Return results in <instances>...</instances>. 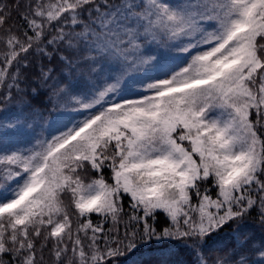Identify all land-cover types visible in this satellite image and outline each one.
Instances as JSON below:
<instances>
[{
  "label": "snow or ice",
  "instance_id": "snow-or-ice-1",
  "mask_svg": "<svg viewBox=\"0 0 264 264\" xmlns=\"http://www.w3.org/2000/svg\"><path fill=\"white\" fill-rule=\"evenodd\" d=\"M23 18L32 33L25 30L26 39L0 36L7 47L0 85L21 91V66L29 56L50 57L54 46L79 55L89 90L77 95L71 81L55 84L53 95L69 97L83 119L69 117L71 126L29 147L8 148L25 124L0 119V254L37 264L35 241L43 236L54 264H109L122 246L136 247V232H126L123 245L90 216L117 221L127 196L130 221H143L149 240L191 239L203 248L207 236L235 221L236 247L214 264H248L241 249L250 237L241 239L239 227L257 202L253 186L264 225V0H36ZM185 60L168 75L169 64ZM134 84L142 85L139 98L125 99ZM105 166L112 183L80 175ZM208 181L215 199L200 192ZM69 208L79 218L75 231ZM158 211L170 221L159 233L148 223Z\"/></svg>",
  "mask_w": 264,
  "mask_h": 264
},
{
  "label": "trees",
  "instance_id": "trees-1",
  "mask_svg": "<svg viewBox=\"0 0 264 264\" xmlns=\"http://www.w3.org/2000/svg\"><path fill=\"white\" fill-rule=\"evenodd\" d=\"M44 2H55V0H44ZM36 3V0H0V16L5 17V22L0 26V36H7L8 32L23 36L25 30L31 35V30L27 29V24L23 18L25 14L31 15V7ZM63 21H61V24ZM61 25L49 26L46 28L45 39H50L56 34V28ZM67 31V29H65ZM7 47L4 43L0 42V52H6ZM47 51L52 55L40 57L29 56V63L27 66H21V79L19 80V89L13 86L9 89L7 84L0 85V108L4 111L0 113V119L7 118L11 120L14 117H23L29 124H34L36 120L41 123L42 121L52 117L55 108L60 99H57L53 93L55 84H64L66 81H71L75 86L74 94H83L88 91L85 84L87 79V71L84 70L85 66L79 61V55L73 54L70 51L54 50L53 47H48ZM62 57L64 59H62ZM72 60L79 64L73 71L66 66L68 61ZM2 66V61H0ZM84 70V76L81 77V71ZM11 71H15L13 67ZM48 73L50 78L42 77V73ZM44 79L47 82L44 83ZM95 80V77H92ZM8 83H12L9 81ZM36 91H33V90ZM11 92V98L6 100L5 97ZM23 101V102H22ZM66 106V105H65ZM252 116L255 117V112ZM252 119V120H255ZM26 125V124H25ZM33 129L37 130L38 126L33 125ZM264 131V130H261ZM24 140L19 139L17 144L23 143ZM103 175L107 182L112 183L111 169L107 166L103 167L102 172L98 173L92 169L86 172L81 171L80 175L85 178V181ZM200 191L208 189V193L213 195L215 189L212 188L211 181L201 183L199 185ZM253 195L256 197V204L249 210L248 214L244 217L243 223L239 227L241 239L244 235L250 237L242 252L247 254L248 264H264V258L259 256L260 251H264V225L260 222V206L258 193L255 192L253 186ZM195 197V192L192 193V200ZM65 204L69 203V196L63 197ZM120 206L123 211L117 221L111 218L105 220L98 214H92L90 220L95 225L102 224L105 234L110 238L116 237L123 241V245L129 243V237L125 233L131 234L136 232V238L133 243L136 244L135 248L129 250L127 247L122 246V255L109 258V264H214V261L219 256H224L225 253H230V250L236 247V229L237 223L230 222L221 229L213 232L205 239V244L201 248L197 243L191 239L186 240H156L155 238L147 239L142 238L143 221L139 224L130 221V216L133 215V209L130 207V199L124 196L120 201ZM69 214L73 221V231L79 223L78 216L74 213L72 208H69ZM138 216L142 212L135 213ZM148 223L151 224L159 233L163 228L170 225V221L163 212H157L154 219L149 218ZM36 260L37 264H54V257L51 254L52 242L49 241L46 247H41L43 243V236L36 241ZM87 243V241H85ZM103 241H101V244ZM71 246L69 245V252ZM41 256L43 260L41 261ZM238 258V257H234ZM0 260L4 264H19V259L13 260L11 253L0 254Z\"/></svg>",
  "mask_w": 264,
  "mask_h": 264
},
{
  "label": "rangeland",
  "instance_id": "rangeland-1",
  "mask_svg": "<svg viewBox=\"0 0 264 264\" xmlns=\"http://www.w3.org/2000/svg\"><path fill=\"white\" fill-rule=\"evenodd\" d=\"M85 15H86V11H85ZM161 55L162 56L164 55L163 49H161ZM185 64H186V60L183 62L176 61L174 63L169 64L168 67L171 69V71L168 72V75H171L172 71H178L179 68L185 66ZM153 75H157V74L154 73ZM161 78H165V77H161ZM147 82L148 81H145V83H147ZM132 89H133V91L124 94L125 99L139 98L138 93L140 91H142V85L137 86V87L133 86ZM66 98H67L66 96L61 97L60 104L58 103L52 117H49L48 119L42 121L41 123H39L38 120H36V122L34 124H29L25 121L26 125L24 126L23 131H17L15 134H13L10 137L9 141L7 142V147L8 148L29 147V146L33 145L37 139H44V138L51 139L52 136L58 135L60 132H63L65 130V127H64L65 124H67L68 126H71V123L69 122V117H71L72 120L83 119L82 115H79L76 112L71 111L72 109H74L76 107L66 108V106H65ZM109 99H111V97H109ZM116 100H117V102H120V97L119 96L116 97ZM17 117H14V118H17ZM18 118L21 121H22V119L24 120L23 117H18ZM58 118H60L58 123H55L51 126L49 125L50 120L56 121ZM251 119H255V117L251 116ZM33 125H37L38 129L34 130ZM19 139L24 140V142L17 144L16 141H18ZM185 145L187 146V142H185ZM4 150H6L5 146L3 144H0V152H2ZM212 188L215 189L213 185H212ZM200 192H201V194L204 193L203 191H200ZM209 195L213 199H215L216 198V190L213 193V195H211V194H209ZM198 203H199V200L195 195L194 199L192 200V204L197 205ZM213 211H214V209H213ZM142 215H143V213H142Z\"/></svg>",
  "mask_w": 264,
  "mask_h": 264
}]
</instances>
